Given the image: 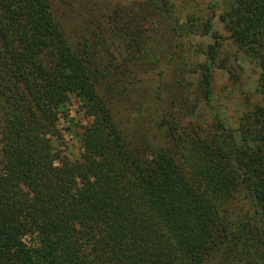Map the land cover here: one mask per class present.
<instances>
[{"label":"trees","instance_id":"trees-1","mask_svg":"<svg viewBox=\"0 0 264 264\" xmlns=\"http://www.w3.org/2000/svg\"><path fill=\"white\" fill-rule=\"evenodd\" d=\"M59 3L0 0V264H264V106L248 103L236 134L220 119L204 129L182 72L176 91L159 86L148 138L131 140L110 100L150 106L138 75L160 61V38L143 24L174 20L179 4L121 7L107 29L92 15L74 46ZM219 19L258 65L264 100V0H233ZM197 21L182 36L214 40L194 87L210 105L215 68L239 78L219 59L223 36ZM73 96L88 118L78 160L61 147Z\"/></svg>","mask_w":264,"mask_h":264},{"label":"rangeland","instance_id":"rangeland-1","mask_svg":"<svg viewBox=\"0 0 264 264\" xmlns=\"http://www.w3.org/2000/svg\"><path fill=\"white\" fill-rule=\"evenodd\" d=\"M142 2L145 0H60L59 5L64 29L75 46L83 41L84 36H89L88 27L89 22L92 21V15L96 19L94 27L104 26L103 28L107 29L111 27L108 22L115 10L121 7H134ZM232 2L233 0H183L180 3L175 0L179 6L175 8L178 13H175L174 20L170 18V22L150 18L143 24V27L149 30L154 28L153 34L156 32L160 38V44L157 46V53L161 56L160 61L155 60L146 72L139 71L138 75L140 82L138 87L148 95L151 104L138 110L135 104L128 103L126 100L121 102L110 100L109 103L115 119L131 140L140 138L138 140L143 141V137L148 138L150 127H146L144 118L146 119L151 113L150 107L159 106L156 99L159 86L165 83L175 90L174 85L180 86L178 81L182 72H184L185 81L193 85V89L190 87L185 91L184 97L199 106L197 114L202 119L204 129H207L208 124L215 119H220L231 132L235 131L234 134H236L239 119L247 110V104L264 106V100L257 91L260 76L258 65L245 54L237 56V51L230 45L229 35L219 19L221 14L229 10ZM189 15L198 18L199 27L206 20H211L213 32L223 36L219 59L228 63L229 66H234L239 78L238 83L235 84L231 82L230 75L225 70L215 68L212 71L214 91L210 105L202 100V95L198 98V87L196 89L194 87L199 84L201 66L209 64L207 53L209 47L214 45V40L209 35H202L201 29H197L198 32L189 37L182 36L181 28L187 25ZM91 26L92 23L90 28ZM174 52H177V55L170 63ZM185 63L188 66L181 68ZM163 91V101L168 109L167 101L170 99V92L166 89ZM87 120L84 104L73 96L60 123L64 133V142L61 147L73 160H78L81 156L80 134L87 125ZM240 207L237 208V212L247 215L250 209L244 207L240 211ZM261 235L264 236V232Z\"/></svg>","mask_w":264,"mask_h":264}]
</instances>
